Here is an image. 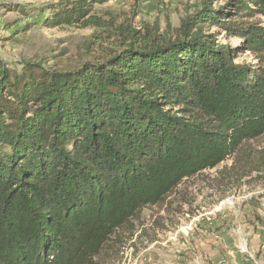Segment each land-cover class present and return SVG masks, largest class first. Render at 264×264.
I'll use <instances>...</instances> for the list:
<instances>
[{
    "label": "trees",
    "instance_id": "trees-1",
    "mask_svg": "<svg viewBox=\"0 0 264 264\" xmlns=\"http://www.w3.org/2000/svg\"><path fill=\"white\" fill-rule=\"evenodd\" d=\"M104 1L45 24L87 26ZM263 17L264 0H199L99 59H0V264H101L145 207L264 135Z\"/></svg>",
    "mask_w": 264,
    "mask_h": 264
},
{
    "label": "rangeland",
    "instance_id": "rangeland-1",
    "mask_svg": "<svg viewBox=\"0 0 264 264\" xmlns=\"http://www.w3.org/2000/svg\"><path fill=\"white\" fill-rule=\"evenodd\" d=\"M61 1L0 0V59L14 74L22 72L24 62L61 67L99 59L111 49L127 47L121 29L143 34L146 27L159 26L162 32L167 21L176 28L185 8L199 2H93L87 26L50 27L45 24L50 7ZM226 1L214 0L215 5ZM229 40L234 47L242 41L222 39ZM242 59L257 62L249 52ZM135 226L133 232L117 234L119 240L101 264H234L236 253L255 264L242 249L240 232L247 240L244 245L264 264V135L215 168L182 182L164 203L145 207Z\"/></svg>",
    "mask_w": 264,
    "mask_h": 264
},
{
    "label": "crops",
    "instance_id": "crops-1",
    "mask_svg": "<svg viewBox=\"0 0 264 264\" xmlns=\"http://www.w3.org/2000/svg\"><path fill=\"white\" fill-rule=\"evenodd\" d=\"M261 243H262V247L264 248V238L262 239ZM257 246L259 247V245H257ZM228 253H230V251ZM231 261L234 264H251L248 262L247 259L243 260V257L239 253H236V256L234 255L233 259Z\"/></svg>",
    "mask_w": 264,
    "mask_h": 264
},
{
    "label": "built area",
    "instance_id": "built-area-1",
    "mask_svg": "<svg viewBox=\"0 0 264 264\" xmlns=\"http://www.w3.org/2000/svg\"><path fill=\"white\" fill-rule=\"evenodd\" d=\"M240 234H242V238H243V242L241 243L242 244V249L245 251V252H248L249 253V255H250V257L252 258V261L255 263V264H259L258 263V261L255 259V257L253 256V254L247 249V246H245L246 245V242H247V240H246V238H245V235H243V232L241 233L240 232ZM245 244V245H244ZM245 246V247H244ZM199 261L197 260V263H198Z\"/></svg>",
    "mask_w": 264,
    "mask_h": 264
},
{
    "label": "bare ground",
    "instance_id": "bare-ground-1",
    "mask_svg": "<svg viewBox=\"0 0 264 264\" xmlns=\"http://www.w3.org/2000/svg\"><path fill=\"white\" fill-rule=\"evenodd\" d=\"M227 201H230V200H227Z\"/></svg>",
    "mask_w": 264,
    "mask_h": 264
}]
</instances>
